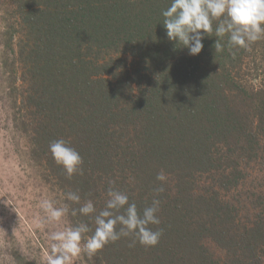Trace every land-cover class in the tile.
Listing matches in <instances>:
<instances>
[{"label":"trees","instance_id":"trees-1","mask_svg":"<svg viewBox=\"0 0 264 264\" xmlns=\"http://www.w3.org/2000/svg\"><path fill=\"white\" fill-rule=\"evenodd\" d=\"M0 2L18 20L15 61L25 72L10 71L8 89L29 111V125L20 126L30 127L31 155L49 183L100 210L115 181L142 210L160 184L157 173L167 175L161 223L150 225L163 229L158 245L134 249L133 238L122 237L85 253L89 264H264L263 203L241 213L225 194L241 184V158L255 156L264 133V85L254 89L241 75L246 56L264 74V40L216 53L213 33L191 56L162 25L171 0ZM110 50L122 54L121 65L105 58ZM60 138L82 156V174L68 178L52 159L49 143ZM70 218L95 227L88 217ZM109 250L113 260L104 257Z\"/></svg>","mask_w":264,"mask_h":264},{"label":"clouds","instance_id":"clouds-1","mask_svg":"<svg viewBox=\"0 0 264 264\" xmlns=\"http://www.w3.org/2000/svg\"><path fill=\"white\" fill-rule=\"evenodd\" d=\"M161 16L169 41L186 48L191 56L202 51L204 37L213 33L216 53L223 52L226 46L229 50H249L252 44L264 40V0H171L161 11ZM213 21H218L215 27ZM49 152L68 178L83 173L82 156L63 138L50 142ZM156 181L160 184L154 189L155 196L142 210L135 202H130L126 192L114 186L115 181H109L107 198L100 210L91 199L82 202L78 191L63 192L59 202L45 196L39 201L44 215L37 220V226L45 228L51 224L57 227L47 234L50 243L44 264H74L83 253L94 256L108 243L122 237L133 238L129 247L136 243L146 248L158 245L163 229L153 230L150 225L161 223L157 213L161 205L159 196L165 191L166 173L158 172ZM69 215L88 217L94 223V229L84 221L65 224ZM61 224L64 226L59 227ZM87 233L91 235L85 238Z\"/></svg>","mask_w":264,"mask_h":264},{"label":"rangeland","instance_id":"rangeland-1","mask_svg":"<svg viewBox=\"0 0 264 264\" xmlns=\"http://www.w3.org/2000/svg\"><path fill=\"white\" fill-rule=\"evenodd\" d=\"M4 9L8 10L4 12ZM3 18H7L9 22L5 26V28L10 26L7 34L12 32L14 37L9 45L6 43L7 34L4 37L0 34V264H44L50 243L47 234L57 226L51 224L45 228L37 226V220L44 215L39 207V201L47 196L59 202L62 200L63 191L49 183L44 171L31 155L30 127L25 129L20 126L21 121L29 125L30 114L28 109L22 106L23 98L8 89L11 87L8 85L10 71H16L17 76L25 73L21 65L15 61L19 57L17 38L20 31L11 7L0 2V31L7 23ZM118 50L121 51L120 48ZM24 54L26 55V52ZM123 56L128 59V54ZM118 57L123 58L120 52L114 50H110L105 56L107 60H117L121 65ZM243 63H248L242 67L241 75L244 79L250 86L255 87L254 89L260 87L263 89V71H260V68L256 71L251 69L255 65L254 58L246 56ZM119 71H122L120 66ZM17 83L22 84V80H18ZM249 119L252 130L257 131L255 116L253 120L252 116ZM257 136L261 139L255 156L252 157L249 152L250 158L245 156L241 158L239 167L244 179L238 187L231 188L225 193L241 213L252 208L257 200L264 206V133L260 132ZM70 217L71 215L66 217L65 224H73ZM63 226L64 224H61L59 227ZM136 247L137 244L133 246L134 249ZM104 257L113 260L111 250ZM74 264H89L85 259V253L77 258Z\"/></svg>","mask_w":264,"mask_h":264}]
</instances>
